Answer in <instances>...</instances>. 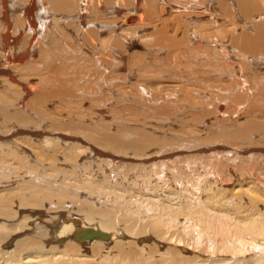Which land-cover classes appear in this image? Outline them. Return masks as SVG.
<instances>
[{
  "label": "bare ground",
  "instance_id": "6f19581e",
  "mask_svg": "<svg viewBox=\"0 0 264 264\" xmlns=\"http://www.w3.org/2000/svg\"><path fill=\"white\" fill-rule=\"evenodd\" d=\"M7 1L0 0V17L6 20L13 12L21 11L18 14L25 15L29 29L28 39L17 45L18 37L5 33L2 28L4 22H0V76L11 80L10 91L6 96L0 94V182H18L14 187L16 190H12V187L8 192L0 194V218L14 219L23 213L20 209L26 206L31 211L23 213L22 217H26L27 222L19 230L11 229L12 226L6 229L5 223L0 224V247L7 245L12 235L25 229L30 219L40 222L31 226V230L39 231L24 234L17 243L15 240L18 245L13 251L16 257L12 258L13 254H7L0 248V259H3L1 264H61L57 260L64 255H79V251L87 250L94 253L102 245L101 242H118L119 239H127L129 236L134 237L135 242H140L143 240L140 237L146 233L156 235L155 244L147 251V258L129 256L124 262L112 259L111 264H154L151 261L154 260L156 252L160 253V258L165 259L162 260L163 264H264V124H259L258 127L252 125L246 129L235 127L239 119L246 116L240 112L246 111L250 100L264 89V70L259 69L264 67V0H233L245 16L244 26L247 28L231 39V49L239 57L235 68L230 66L231 60H234L232 54L217 45L215 40L210 41V47L218 48L220 56L213 57L210 53L214 65L221 66L223 75L235 76L237 92L230 93L228 98L216 103L217 106L222 102L220 105L224 109L220 112V118L216 119V124L207 125V130L211 128L210 134L219 138L228 137L230 143L210 144L218 148L206 152H203L205 148L196 147L197 153L201 155L191 157L188 154L183 156L184 159L175 156L181 146L154 152L159 158L157 155H150L152 152L147 153L150 144L158 150V144L163 145L154 133L150 135L148 131L136 127H129L127 131H111L115 127L112 118L116 114L110 103L112 96L114 101L125 99L123 104L128 106L124 108L132 115L148 118L154 114H164L163 111L168 112L170 104L167 102L162 101L155 109V104L150 106L152 102H156L153 92L142 88L141 83H138L140 90L148 91L150 100L142 91H136L130 97L125 91H121L115 97L113 80L120 76L96 69L87 70L85 73L88 77L83 79L84 75H81L79 82L94 89H87L88 93L91 92L88 97L94 99L93 92L102 95L103 104L94 102L98 106L92 124L85 125L83 120L94 109L71 111V107L77 105L76 98L81 93V87L79 83L77 85L74 74L77 72L72 70L71 77L72 65L63 56H74L77 52L83 55L80 46H87L96 40L97 25L87 26L83 30L80 38H77L76 50V47L60 40L62 29L53 20L59 14L78 17L75 14L77 12L83 18H99L106 14L110 16L119 10L117 7L133 3H136L138 14L166 16L169 10H174L173 0H168V8L164 11H160L158 7L159 0H19L26 3L19 8L14 7L13 11L9 9ZM223 2L224 0H187V5L205 12H219ZM193 17L194 19L189 16L188 20L181 23L185 26H189V23L195 24L192 31L186 26L187 32L178 39L181 44L192 42L191 37L194 38L200 33V17L203 16L197 14ZM195 18L200 20L196 22ZM166 19L164 17L161 21L163 26L160 28L157 43H166L170 47L176 44L170 37L172 32L166 28L169 25V20ZM177 19L180 22L181 19ZM138 21L142 22L140 19ZM80 22L85 23L84 20ZM36 23L38 25L35 30L33 27ZM102 27L105 26L98 24L99 29L103 30ZM176 29L177 26L173 32ZM180 32H183L181 28ZM124 39L115 38L114 46L121 48ZM194 42L198 48L207 45L205 38H198ZM106 49L110 50L109 47ZM205 58L208 56L205 55ZM20 64H28V68L33 69L27 70L26 75H35L24 78L22 74L18 77L16 73L22 70ZM253 72L262 73L260 77L250 79ZM107 73L112 76H107ZM76 85L79 86V91L75 89ZM101 86L105 87L104 91ZM133 86L137 87V84ZM155 96L164 100L158 92H155ZM126 98L133 100L135 104H128ZM51 111L55 115L65 113V119L68 120H54L47 116ZM213 111L217 113L218 109ZM261 116L264 120V114ZM65 142L69 146L61 147ZM236 142L241 145H236ZM88 152L104 156L106 161H101L112 164L111 168H106L105 172L100 163L94 166V162L88 160ZM240 160L244 162L237 166L236 161ZM45 163L47 167H44ZM62 163L73 166V169L67 170V173L70 172L69 176H63V179L58 176L61 170L64 171L60 169ZM76 164L77 173L74 168ZM241 166L245 170L242 174L251 176H233L234 171ZM95 172V176H103V181H97L96 178L81 179L80 174L93 176ZM109 176H114L112 181ZM39 177L37 182L34 181L33 178ZM165 177L172 181L170 194L168 193L167 200L164 198L169 205L161 199H148L145 200L143 211L133 210L128 200L131 203L133 199H137L135 195L143 197L142 191L137 192L135 187L142 186L141 189L147 192L149 188L153 192H162L155 188L159 184L155 179L163 180ZM244 178L250 179L249 186L247 184V188H243L240 193L237 190L233 192L232 189H224L236 184L235 180ZM123 180L127 182L126 187H121ZM152 181L156 184L150 187ZM76 189L86 190L90 196L98 197L102 202L101 207L97 208L95 202H91L82 211L75 210V206L68 208L67 203L78 197L76 193L71 196ZM44 207L48 212H55L54 218H43L44 215L39 212ZM33 208L37 210H32ZM64 209L68 210V214H64ZM135 237H139L140 241ZM64 241L67 243L60 245ZM93 241L101 242L92 244ZM164 241L169 246L161 251L164 245L160 243ZM51 242L57 245L51 246L45 252L44 246ZM84 243L91 244L87 247ZM129 246L131 248L132 243ZM5 254L11 257L3 258Z\"/></svg>",
  "mask_w": 264,
  "mask_h": 264
},
{
  "label": "rangeland",
  "instance_id": "374dc122",
  "mask_svg": "<svg viewBox=\"0 0 264 264\" xmlns=\"http://www.w3.org/2000/svg\"><path fill=\"white\" fill-rule=\"evenodd\" d=\"M7 3L9 5V9L13 11L14 7L19 8L21 5H24L26 1L19 2V0H8ZM157 4L160 11H164L166 8H168V0H159ZM172 5L174 7V10H169L166 16L164 14H161V16L158 14V17L157 15L138 14V12L136 11V3H133L129 5L127 4L125 7H117L119 10L114 14H111L110 16L106 14L101 15V17L99 18H83V16L79 14V12H77L75 14H78V17L69 16L68 14H59L55 15L53 17V20L56 21V23L62 29L60 40L64 43L69 44V46L76 47V50H78L76 45L77 38H80L83 30H85L87 26L91 27L95 24L97 25L96 40L92 43H88L87 46H80L83 55L77 52L74 56H63L67 58V62H69V65H72V69L70 72L71 77L73 75L72 70H75L77 72L74 74L77 79V85L79 83L82 93H80L79 97L76 98L77 105L71 107V111H92L94 109L95 111L88 114L83 120V123H85V125L92 124L95 120L97 114L95 112H97L96 109L98 106L95 105L94 102L100 105L103 104L102 95H99L97 92H93L94 99L88 97L90 96L91 92L88 93L87 89H91V86H84L79 82V77L81 75H84V77H82L83 79L88 77L85 73L87 70L92 71L93 69H96L102 72H111L116 76H120L119 79L115 78L113 80V82L115 81L113 83V86L115 85V87L112 86V88L113 92L115 91V97H117V95L120 94L121 91H125L124 93L130 97L132 93L136 91H142V89L140 90V85L142 84V88L144 87L146 90H151L153 92V96L156 102L151 101L152 104L150 106H153L155 104L156 106H153L155 109L157 106L159 107L161 105L162 101L167 102L168 104H170L168 112L163 111L162 113L164 114H154L148 118L136 114H133V116L132 113L129 112L131 114L130 115L127 109L124 108L125 106H128L127 104L124 105L125 103L123 104V101H125V99L119 98L118 100L116 99V101H114L113 99L115 98L112 96L110 103H112V105L114 106L116 114L112 118L115 123V127L111 128V131L118 132L121 129H126L127 131L129 130V127H136L148 131L147 133L150 135L154 133L156 134V139L161 140L160 142L163 145L158 144L160 148L158 150L153 148V144H150L148 149L146 150L147 153L152 152V154L150 155H157V158H159L160 156L158 154L153 153L162 150L166 151L169 149H177L181 146V151L178 149L179 151L175 152V156H177V158L184 159L183 156L188 154L191 155V157L201 155L197 153L198 148L196 147L205 148V150L203 149V152H206L213 148H218L212 147L211 145L221 144L220 142L230 143V139L228 137L219 138L215 135L210 134L212 132L211 128L207 130V125L211 126L212 123L214 125L216 124V121H218L216 119L220 118V112L224 109V106L220 105L223 104L222 102H220L217 106L216 103L220 100L228 98V95L230 93L237 92L235 76H232L231 74L223 75V73L221 72V66L214 65L213 57L215 56L219 58L220 56L218 53V48L210 47V41L215 40L217 45L221 46L222 49H226L230 54H232L234 60H231L230 66L235 68L237 63H239V61H236L239 60V57L237 56V53H234L231 49V39L241 30H246L247 28L244 26L245 16L241 14L238 6L233 0H224V2L222 3V8L219 12L201 11L198 7L188 6L187 0H173ZM140 8L142 9L143 7L140 6ZM142 11H144V8L142 9ZM18 13H21V11L13 12L12 16H10L6 20H3V18L0 17V22H4L2 28L5 33L18 37L19 44L17 45H20L28 39L29 24L25 15ZM8 14L11 13L8 12ZM197 14L198 16H203L200 17L202 18V24L199 27L200 33H198L194 38L191 37L193 41L188 44H185L186 42L183 44L179 43L178 39L180 38V36L183 35L185 31L187 32L186 26L188 27V29L191 28L190 30L192 31V27L195 25L193 23H189V26H185V24L181 23L185 19L188 20L189 16L194 19L193 16H196ZM35 16L37 15L35 14ZM169 16L172 17L170 18ZM176 16L177 18L179 17V20L181 19L182 21L180 20L179 22ZM164 17L165 19L168 18V20L170 18V22L167 21L169 25L166 26V28L168 27L170 33L172 32L170 34V37L176 44L174 46L167 47L165 45L166 43H164L165 46L163 44L160 45L157 43L159 34L161 32L160 28L163 26L161 21ZM143 18H145V20H143ZM139 19L142 20V22L138 21ZM81 20H84L85 23H81ZM198 20L200 19H196L195 21L198 22ZM170 23L172 24L171 26ZM98 24L100 26H105L102 27L103 30L98 28ZM37 25L38 23H36L33 29L36 30ZM183 25L185 28H182ZM176 26L177 29L173 32L174 27ZM170 27H172V29ZM180 28L183 31L182 34L180 32ZM117 37H122L123 39L126 38L124 39L125 42L122 43L123 46L126 47H123L122 45L121 48L114 46L113 40ZM198 38H205L207 40V45L205 44V46H203L202 48H198L196 46L197 44L194 42ZM177 45L178 47H176ZM106 47H109L110 50L106 49ZM104 50L105 52L107 50V53H104ZM210 53L213 55V57H211ZM205 55H207L208 58H205ZM82 65L86 67H83ZM19 67H22V70L16 73L18 77L22 74V77L24 78L33 77L35 75L33 73H29L26 75L27 70H33L32 68H28V64H20ZM25 68L26 70L24 71ZM259 69L264 70V67ZM252 71H255V69ZM261 73L262 72H253L249 78L253 79L256 77H260ZM106 75L112 76L109 73H107ZM116 79H118V81H116ZM128 80L130 82H127ZM10 81L11 80L9 78H6V76H0V94L6 96L7 92L10 91ZM115 83H118L119 85ZM138 83L141 84L139 85ZM136 84L137 87L133 86ZM77 85L75 87L76 90H78L79 87H77ZM116 87L118 88V90ZM104 88V86H101L102 91H104ZM91 90L94 91V89ZM146 90L142 92L146 93L148 100H150V95ZM155 92H158V94H160V96H162L164 100L157 99L158 97L155 96ZM258 93L259 95L257 97L250 100L246 111L240 112L246 114V116H244L243 119H239V122L236 123L235 127L241 126L246 129L252 125L258 127L259 124H264L263 117L261 116L264 114V89ZM126 102L135 104V102H133V100L131 99H127ZM213 109H218V112L215 113ZM51 112H48L47 116H51V118H53L54 120H61V122H63L62 120L65 119V113L63 115H59L58 113H56L55 115L54 111L52 113ZM67 120L68 118L65 119V121ZM48 122L49 121L47 119V123ZM237 142H239V140ZM239 144L240 143H237L236 145L239 146ZM68 146L69 143L66 142L61 144V147ZM88 156L90 157L88 160L90 162H94V166L95 164L100 163V167L102 166L105 172L106 168L110 169L112 166V164L108 165L107 163L101 161L102 159L106 161V158H104V156H98V154L96 155L94 152H88ZM191 157H189V159H191ZM243 162L244 160L236 161V164L237 166H239ZM65 164L68 163H62V166L60 168L64 169V171L61 170L60 173H58V176H60L61 179H63V176H69L70 172L67 173V170L73 169V166L70 167ZM15 166L16 165H12V167ZM44 167H47V163L44 164ZM76 167L77 164L74 165L75 173L78 172L76 170ZM206 168H208L207 165ZM40 172H42V167H40ZM243 172H245V170L241 166L234 171L233 176H251L247 175L246 173L242 174ZM95 175L96 172L93 174V176H88L86 173L84 175L80 174L81 179L92 178L93 180H95L96 178L97 181H103L102 175ZM109 177L112 181V177L114 176ZM33 179L37 182L40 177ZM249 180L250 179L246 180L245 178L244 180L237 179L235 180L236 184L233 183L232 185L227 186V189L226 187H224V189H232L233 192H236L235 190H237V192L240 193L241 190L247 188ZM3 181L0 182V194L8 192V190H11L12 187V190H16V188L14 187L18 182L12 183ZM155 181H159V184H157L158 186L155 188L159 191L161 190L162 192H153V189L151 188H149V192H147L143 190V188L141 189L142 186L135 187L136 189H138L137 192L142 191L141 193L143 194V197L141 198V195H135L137 196V199H133L131 203L128 200V203L133 210H135L136 212L143 211V206H145L146 202L145 200L148 199H161L162 202H164L166 205H169V203H167L165 199L167 200V197L169 196L168 193L169 191H171L169 189L172 188V181H170L168 177H165L163 180L155 179ZM111 184L113 185V182H111ZM154 184H156V182L152 181L150 187L154 186ZM126 185L127 182L123 180V182L121 183V187H126ZM163 185L164 187L162 188ZM145 187L148 188L147 185ZM75 193L78 195V197L67 203L68 208L75 206V210L82 211L85 208L86 204L91 202H95V206L97 208L101 207L102 202L100 201V199H98V197L96 196H90L86 190L78 191L76 189V191L71 196H75ZM262 193L264 194V187L262 188ZM153 194L155 196H153ZM105 198L107 200V197ZM52 205L55 207V204ZM16 208L18 207L16 206ZM16 208L15 210H17ZM44 208L45 209H40L39 213H42V215H44L43 218H45V220L55 215L54 211L53 213L48 212V210H46V207ZM20 210H22L23 213L31 211L28 206L23 207ZM32 210L37 209L33 208ZM67 211L68 210L64 209V214H68ZM23 213L18 214V216H16L14 219H8L4 217L0 218V224L5 223L4 227L6 229H10L9 227L12 226L11 229L16 228L17 230H19L20 226L27 222V218L22 217ZM39 222L40 221L35 220L34 218L30 219L25 229H23L21 232L17 231V234L12 235L11 240L7 245H1V251H5L7 254H13L12 258L16 257V254H14L13 252L14 249L18 246L16 245V243L22 238V236H24V234L33 231H39V229L31 230V226ZM155 236L156 235L154 233H146L140 237L141 239H143L141 241L139 240V237H135L140 242H135L134 237L130 236L127 239H119L118 242L112 241L108 244H104V242L101 241H93L91 242L92 244L99 242L102 243L101 246L95 249L96 251L94 253H92L91 250H87L84 252L79 251V255H64L61 259L59 257L57 261H60L61 264H111L112 259H120L124 262V260H126L129 256L135 258L143 256L144 259L149 256L147 251H149L150 247L155 244ZM67 241H69V239H67ZM66 243L67 242L64 241V243L60 245L63 246ZM91 243L84 244H86L88 247ZM129 243H132L131 248L129 246ZM168 244L169 243L166 241H164V243H160V245H164L161 251H164V249L169 246ZM53 245L57 244L55 242L46 244L44 246V251L48 252V249ZM7 254H5L6 256H3V258H7ZM186 254H189V252ZM9 257H11V255H9ZM68 257L69 259H67ZM162 260L165 259L160 258V253L156 252L154 255V260H152L151 263L157 264L158 261V264H163ZM2 261L3 259L1 258L0 264L2 263Z\"/></svg>",
  "mask_w": 264,
  "mask_h": 264
}]
</instances>
